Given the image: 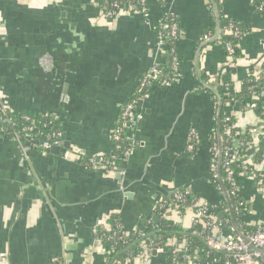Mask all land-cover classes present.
Instances as JSON below:
<instances>
[{
  "label": "crops",
  "instance_id": "crops-1",
  "mask_svg": "<svg viewBox=\"0 0 264 264\" xmlns=\"http://www.w3.org/2000/svg\"><path fill=\"white\" fill-rule=\"evenodd\" d=\"M212 2L149 0L146 17L123 14L109 21L95 0H0V112L56 120L62 143L82 157L114 151L111 133L122 108L147 72L164 66L155 27L166 13L180 24L175 48L182 72L170 87L151 88L138 104L131 131L137 147L113 175L62 155L42 156L27 139L0 131V264H105L95 232L111 214L132 233L175 189L188 190L198 203L222 202L210 172L218 103L201 84L207 83L202 76L210 84L229 80L235 93L250 72L264 78V14L250 0L221 2L224 19L244 28L241 57L232 61L217 42L204 47L199 80L190 71L198 42L211 26ZM224 114L240 130L258 123L253 111L235 102ZM256 151L253 143L246 146L235 178V189L248 204L243 214L235 209L239 231L264 225V197L254 170L246 171ZM220 210L222 231L237 234L228 210ZM173 219L183 231L193 225L190 209ZM147 264L169 261L160 254Z\"/></svg>",
  "mask_w": 264,
  "mask_h": 264
},
{
  "label": "trees",
  "instance_id": "trees-1",
  "mask_svg": "<svg viewBox=\"0 0 264 264\" xmlns=\"http://www.w3.org/2000/svg\"><path fill=\"white\" fill-rule=\"evenodd\" d=\"M97 5L101 9H106L109 11H113L112 4L118 3L119 7H122L123 10H128L129 7H134L136 9L145 8L147 11L149 10L148 1L149 0H95ZM144 1V3H141ZM214 3L219 10L218 20L217 17L214 15L212 8H209V15L211 17V26L210 28L201 36L198 44L205 42L203 37L208 36L212 38L215 34L217 22L220 25V37L217 41V45H219L224 53L225 56L227 55L226 52V44H230L234 51V54L231 56V60L235 61L236 59L241 57V53L238 47V41L240 40L241 36L243 35L244 28L238 26L232 21L228 19H224L222 13H220V0H214ZM255 11H258L260 14H264L263 11H259L258 7L264 5V0H254L251 2ZM257 12V13H258ZM110 21V20H109ZM175 23L178 27V35L175 38H167L165 37L167 33H169L171 24ZM231 25L235 30L239 32V38L235 39L233 35H225L222 33L223 28ZM156 33L161 37L163 36V43L165 44L164 52H163V59H164V66L158 67V70L161 71V74L165 78L170 79H177L179 76H182V72L179 70V67L175 70L172 66V59L176 58L178 62H181V58L177 55V51L175 48V42L178 39L179 35L181 34L180 24L175 15L169 17V15H164L160 20V24L156 27ZM216 45V43H214ZM192 77L195 75V70L191 69L190 71ZM203 80L208 82V78L202 76ZM171 81V80H170ZM214 87L218 93V96L221 99L222 104V114H221V139H222V148H223V155L221 159V177L225 183V188L229 194L231 204L234 209L237 208L238 204L241 201H244L241 197H239L234 187L230 185L227 181L226 177V167L224 166L225 161L227 160V156L225 154L226 150L232 149L236 154L239 156L240 159L244 156L246 146L253 142L256 139L255 146L257 148L255 161L253 164L246 166V171L251 173L253 170L255 183L259 181H263L264 184V134H258L257 136H252L249 133V130L252 128H256L259 121L262 120L264 117V96L261 97L260 93L264 91V78H261L259 75H254V72H250L249 76L246 77L242 84V88L239 92H234L231 87V83L229 80L222 79L220 80L219 84H210ZM160 88L161 87L160 81L157 80L156 82L151 83L148 87L142 88L141 92L148 93L151 88ZM216 98V97H215ZM235 102L244 110H250L255 113L258 119V123L254 126H247L244 130H240L236 127L235 121L233 117L228 122V126H232L230 134L224 133V125H225V118L226 115L224 114V107L229 104ZM250 104H254L255 108L250 109ZM9 118L10 120H5ZM27 118V119H26ZM33 125V134H36L38 138H43L45 135L53 134L61 132L60 125L56 120H51L45 117H39L30 115L27 113L23 114H9L6 112H0V129L3 130L5 135H10L11 133H15L21 138H24L28 132L25 131L27 127ZM132 131V130H131ZM130 131V132H131ZM239 133L238 136L235 133ZM213 135V140L210 143V147L218 145L217 136ZM114 144V151L104 157V167L106 172H117L119 169L122 168L123 163L125 161L124 157V150L128 147L127 142H118ZM119 146L118 149L115 146ZM259 168L258 171H255L254 167ZM230 169L233 171L235 178L242 172L241 161L237 162L236 164L232 165ZM213 189L216 190L218 193L221 189V186L218 181H215L213 184ZM180 191H184L185 189H178ZM223 198V197H222ZM163 200L166 202L163 208H157L155 211V216L150 219H146L145 221L141 222L137 227L136 230L132 233L128 234L127 237L122 235V231L117 230L114 226V222L116 220L119 221V216L115 214H111L107 219V230H99L97 232V236L101 239L102 248L107 251L111 252L110 255L108 254L107 261L105 264H111L112 260H116L115 264H123L125 258H127L129 253H137L139 251V246L142 244L151 243L152 245L158 247H163L166 241L174 237L179 243H183L185 245L184 252L174 253L171 247H166L164 255L168 257V261L170 263V259L172 255H176L177 261L182 262L183 256H191L196 257L194 264H226V261L229 264H235L233 261L228 260L226 258V254L222 252H217L211 250L205 242V231L204 234L201 235L202 229L199 226L192 225L190 230L183 231L176 222L171 219L172 215H183L187 210L195 211V199L193 194L189 192L185 196V202L183 204L174 203L172 196L170 198L164 197ZM172 205L173 209L167 211L168 207ZM209 208V215H212L216 218L217 222L220 224L218 220V214L222 210H227V205L224 199L218 206L214 204H207ZM221 227V226H220ZM110 229V230H108ZM201 229V230H200ZM257 231V226H242L241 232L244 234H254ZM113 232H115L112 239H107ZM141 233V234H140Z\"/></svg>",
  "mask_w": 264,
  "mask_h": 264
},
{
  "label": "built area",
  "instance_id": "built-area-1",
  "mask_svg": "<svg viewBox=\"0 0 264 264\" xmlns=\"http://www.w3.org/2000/svg\"><path fill=\"white\" fill-rule=\"evenodd\" d=\"M221 2L223 0H220ZM254 0H250V2H253ZM141 3H144V1H141ZM113 6V11H109L106 9H101V14L106 20L112 21L113 19L123 15V14H137L141 15L143 17H146L148 15V11L145 8H139L136 9L134 7H129L128 10H123L122 7H119L118 3L112 4ZM259 11L264 10V5H261L258 7ZM169 15V17H172L173 14L166 13V15ZM178 27L175 23L171 24L169 33L166 34L165 37L167 38H175L178 35ZM223 34L227 35H233L235 39L239 38V32L235 30L231 25H228L227 27L223 28L222 31ZM160 48L161 50H164V47L162 46V41H163V36L160 37ZM204 41H207L211 39L208 36L203 37ZM226 52H227V57L231 59V56L234 54V51L232 49V46L230 44H226L225 46ZM172 66L176 70L179 66V62L177 61L176 58L172 59ZM262 78V77H261ZM169 79V78H168ZM167 78L163 77L161 74V71L158 70V68H152L147 72L145 77L143 78L141 84L139 85V88L137 89V92L135 93L134 97L122 108L120 116H119V123L118 125L114 128V130L111 133V139L113 143H118V142H127L128 147L124 150V157L128 158L130 157L133 152L135 151L137 147V143L131 136V130L136 125L137 122V113L136 109L137 106L140 102L146 100L149 98V94L146 92H141L142 88L148 87L151 83L156 82L157 80L160 81L161 87L168 88L170 87L173 83L177 82L181 77L177 79H170L168 80ZM220 82L215 81L212 84H219ZM260 96H264V91L260 93ZM250 109H254L255 105L250 104L249 106ZM6 112V111H4ZM27 119V118H26ZM5 120H10L9 118H6ZM231 120V117L225 118V125H224V133L225 134H230L231 129L233 128L232 126H228V122ZM0 131H3L0 129ZM27 134L24 139H27L32 146L41 154L42 156H46L49 152V150L53 147H58L62 143V133H53V134H48L44 136V139L38 138L36 134H33V125L30 127H27L25 129ZM249 133L252 136H257L258 134H264V117L262 120L259 121L258 125L256 128H252L249 130ZM17 135V134H16ZM236 136L239 135V133H235ZM18 136V135H17ZM20 137V136H18ZM254 145L256 143V139L253 140L252 142ZM251 144V143H250ZM116 149L119 148V146H115ZM227 156V160L224 163V166L227 168L226 169V177L227 181L230 183L231 186L234 187L235 189V176L233 174V171L230 169V167L237 162L240 161L239 156L234 152L232 149H228L225 152ZM210 172H211V181L214 184L215 181H218V175H217V164H218V145L213 146L210 149ZM62 157L64 160L68 162H83L89 165L92 169H95L99 172H102L105 175H113L115 172H106L105 167H104V157H97V158H85L80 156L78 153H76L74 150H70L68 148L63 154ZM263 181H259L256 184L257 191L259 194L264 197V184L262 183ZM220 194H222L221 190L219 191ZM189 194L188 190L180 191L178 189H175L172 193V198L174 203H179L183 204L185 202V196ZM223 195V194H222ZM166 202L163 200V198L159 201L157 208H163ZM172 205H170L167 209L169 211L170 209H173ZM248 204L244 201H241L236 210L238 212H243L247 211ZM235 210V211H236ZM236 211V212H237ZM115 215H118L117 213H113ZM175 215H172L171 219H173ZM109 218V217H108ZM174 220V219H173ZM191 222L194 226H200L202 231L201 235H203L204 231L205 233V242L206 245L213 251L217 252H222L226 254V258L228 260L233 261L235 264H264V225H258L257 226V231L254 234H244L246 237V241L243 240L238 234L235 233H229L226 234L225 232L222 231L220 224L217 222L216 218L213 217L212 215H209V208L206 203H196L195 205V211H191ZM114 226L116 227L117 230H120V233L122 231V235L124 237H127L128 234L130 233H125L121 227L120 221L116 220L114 222ZM108 226L107 223L103 229L99 230H107ZM200 229V230H201ZM99 230H96V234ZM110 230V229H108ZM136 230V229H135ZM134 230V231H135ZM115 232H113L107 239H112L114 236ZM141 234V233H140ZM250 246H253L255 249L262 251H253L251 250ZM166 247H171L174 253H179V252H184L185 250V245L183 243H179L176 238L171 237L169 238L165 245L163 247H156L152 245L151 243L148 244H142L140 245L139 251L137 253H129L127 258L123 261V264H147L153 257V253L155 255H160L165 253V248ZM110 251L107 252L103 249V255L105 257V261H107V256L108 254L110 255ZM154 255V256H155ZM182 262L177 261L176 255H172L170 259L169 264H194L195 260L197 259L196 257H191V256H183ZM57 260V259H56ZM111 264H115L116 260H112ZM226 264H229V262L226 261Z\"/></svg>",
  "mask_w": 264,
  "mask_h": 264
},
{
  "label": "water",
  "instance_id": "water-1",
  "mask_svg": "<svg viewBox=\"0 0 264 264\" xmlns=\"http://www.w3.org/2000/svg\"><path fill=\"white\" fill-rule=\"evenodd\" d=\"M213 3V2H212ZM213 9H214V15L217 17V20H218V10H217V7L215 5V3H213ZM220 25L219 23L217 22V25H216V30H215V34L214 36L203 42L202 45L200 46V48L198 49L197 53H196V57H195V60H194V67H195V72H196V76L199 80L200 79V74H199V57H200V54H201V50L208 46V45H211V44H214L218 41L219 37H220ZM201 84H204V87L207 88L208 90H210L212 92V94L216 97L217 99V103H218V108H217V128H216V135H217V142H218V164H217V175H218V182L221 186V189H222V194H223V199L224 201L226 202V205H227V212L231 218V224L233 226V230L243 239L246 241V237L245 235L239 231V229L237 228L236 224H235V214H236V211L234 209V207L232 206L231 204V200H230V197H229V194L225 188V183L221 177V170H220V167H221V159H222V155H223V148H222V139H221V132H220V129H221V114H222V104H221V99L220 97L218 96V93L216 91L215 88L211 87V85L207 84V83H203L201 81ZM11 138L13 139H21V138H18L17 135L15 133H11ZM69 148V144L66 143V142H63L61 143L60 146L58 147H53L49 150L48 154L50 155H54L56 157H58L59 155H62L67 149ZM243 214V212H242ZM219 218L224 221V214H220L218 215ZM98 230V228H97ZM96 243H97V246H98V252L100 254H102V258L103 260L105 259L104 255H103V248H102V242H101V239L98 238V236L96 235ZM251 250L253 251H258V252H262V251H259L257 249H255L253 246H250ZM264 253V252H262ZM155 255V253H153Z\"/></svg>",
  "mask_w": 264,
  "mask_h": 264
}]
</instances>
